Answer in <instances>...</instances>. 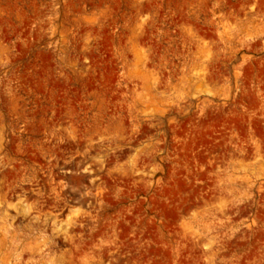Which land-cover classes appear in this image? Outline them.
<instances>
[{
	"label": "rangeland",
	"instance_id": "rangeland-1",
	"mask_svg": "<svg viewBox=\"0 0 264 264\" xmlns=\"http://www.w3.org/2000/svg\"><path fill=\"white\" fill-rule=\"evenodd\" d=\"M0 264H264V0H0Z\"/></svg>",
	"mask_w": 264,
	"mask_h": 264
}]
</instances>
